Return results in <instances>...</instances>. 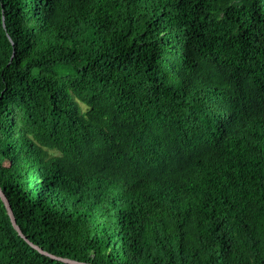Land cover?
<instances>
[{
  "label": "trees",
  "instance_id": "obj_1",
  "mask_svg": "<svg viewBox=\"0 0 264 264\" xmlns=\"http://www.w3.org/2000/svg\"><path fill=\"white\" fill-rule=\"evenodd\" d=\"M0 187L87 264H264V0H0ZM0 264H71L13 226Z\"/></svg>",
  "mask_w": 264,
  "mask_h": 264
},
{
  "label": "water",
  "instance_id": "obj_2",
  "mask_svg": "<svg viewBox=\"0 0 264 264\" xmlns=\"http://www.w3.org/2000/svg\"><path fill=\"white\" fill-rule=\"evenodd\" d=\"M0 196L7 208V211H8V214L10 215V218H11V221L13 223V226L15 227V229L18 231V233L24 237L32 246H34L35 248L39 249L42 253L44 254H47V255H50L54 258H58V259H61L65 262H68V263H71V264H87V263H82V262H79V261H76V260H72V259H68V258H62V257H57L45 250H43L42 248H40L39 246H37L36 244L32 243L31 241L28 240V238L26 237V235L23 233L22 229L20 228V226L18 225L17 223V220H16V217H15V214L13 212V209H12V206L10 204V201L9 199L7 198V196L5 195L4 191L1 189L0 187Z\"/></svg>",
  "mask_w": 264,
  "mask_h": 264
}]
</instances>
